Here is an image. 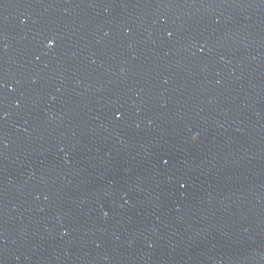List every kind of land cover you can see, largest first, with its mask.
Wrapping results in <instances>:
<instances>
[{"label": "water", "instance_id": "obj_1", "mask_svg": "<svg viewBox=\"0 0 264 264\" xmlns=\"http://www.w3.org/2000/svg\"><path fill=\"white\" fill-rule=\"evenodd\" d=\"M0 264H264V0H0Z\"/></svg>", "mask_w": 264, "mask_h": 264}, {"label": "snow or ice", "instance_id": "obj_2", "mask_svg": "<svg viewBox=\"0 0 264 264\" xmlns=\"http://www.w3.org/2000/svg\"><path fill=\"white\" fill-rule=\"evenodd\" d=\"M49 43H51V41H49Z\"/></svg>", "mask_w": 264, "mask_h": 264}]
</instances>
